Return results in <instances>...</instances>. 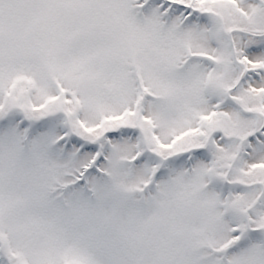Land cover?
<instances>
[{"label":"snow or ice","instance_id":"1","mask_svg":"<svg viewBox=\"0 0 264 264\" xmlns=\"http://www.w3.org/2000/svg\"><path fill=\"white\" fill-rule=\"evenodd\" d=\"M0 264H264V0H0Z\"/></svg>","mask_w":264,"mask_h":264}]
</instances>
